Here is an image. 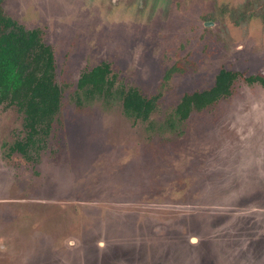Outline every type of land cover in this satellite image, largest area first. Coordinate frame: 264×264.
<instances>
[{
  "label": "rangeland",
  "instance_id": "1",
  "mask_svg": "<svg viewBox=\"0 0 264 264\" xmlns=\"http://www.w3.org/2000/svg\"><path fill=\"white\" fill-rule=\"evenodd\" d=\"M54 50L62 104L26 160L0 105V264H264V86L175 127L188 91L221 68L264 74V0H5ZM110 61L109 97L77 106L81 73ZM177 65L169 80L166 71ZM162 89L151 121L123 112L121 87Z\"/></svg>",
  "mask_w": 264,
  "mask_h": 264
},
{
  "label": "trees",
  "instance_id": "2",
  "mask_svg": "<svg viewBox=\"0 0 264 264\" xmlns=\"http://www.w3.org/2000/svg\"><path fill=\"white\" fill-rule=\"evenodd\" d=\"M0 0V105L16 106L23 118V134L9 146V153L19 152L33 161L45 147L53 131L62 104V88L56 81L53 47L46 42L41 28H27L8 14ZM172 65L164 76L169 80L177 71ZM244 76L250 83L264 86V74L245 75L221 68L214 84L206 89L188 91L173 108L168 125L184 122L191 112L208 107L232 94L236 80ZM116 76L111 62L103 61L84 70L77 81V106L113 94ZM119 96L123 112L134 121H151L163 96L162 89L144 94L138 87H121Z\"/></svg>",
  "mask_w": 264,
  "mask_h": 264
}]
</instances>
